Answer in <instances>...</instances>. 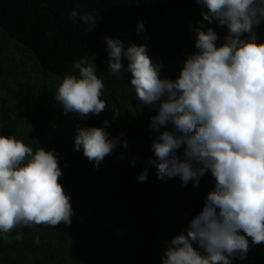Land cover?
Returning <instances> with one entry per match:
<instances>
[{"label": "trees", "instance_id": "16d2710c", "mask_svg": "<svg viewBox=\"0 0 264 264\" xmlns=\"http://www.w3.org/2000/svg\"><path fill=\"white\" fill-rule=\"evenodd\" d=\"M73 11L80 15L72 17ZM84 15L95 23H84ZM138 21L146 29L140 34ZM201 23L218 33V45L223 42L226 29L207 25L193 0H0V135L57 153L59 182L73 209L70 225L0 233V264H162L166 247L202 210L215 179L209 172L198 187H184L179 177L158 179L150 166L148 180L138 181L154 158L149 122L156 110L136 98L130 74L107 70L104 37L119 38L125 47L147 43L153 63L163 64L161 76L174 79L195 51L190 25ZM255 31L264 42V23ZM81 58L97 65L105 85L107 108L99 116L65 115L55 99ZM104 120L112 137L124 133L129 148H118L97 168L74 149V138L78 128L101 127ZM121 154L124 159L117 158ZM248 239L247 258L237 254L232 264H264V243Z\"/></svg>", "mask_w": 264, "mask_h": 264}, {"label": "clouds", "instance_id": "9594fccd", "mask_svg": "<svg viewBox=\"0 0 264 264\" xmlns=\"http://www.w3.org/2000/svg\"><path fill=\"white\" fill-rule=\"evenodd\" d=\"M193 2L207 25L226 29L222 43L217 44L213 27L190 25L195 51L172 79L161 76L163 64L153 63L147 43L125 47L121 39L105 36L107 70L130 74L136 98L156 110L149 122L154 158L145 162L138 181L148 180L150 166L158 179L179 177L184 187L189 182L198 187L209 172L215 179L202 210L166 247L162 264H232L237 254L247 258L248 238L253 245L264 243V42L255 31L264 23V0ZM80 19L95 23L89 15ZM145 30L138 21L137 34ZM72 68L57 88L56 101L65 115L99 116L107 104L97 65L81 58ZM108 126L104 120L101 127L78 128L74 138V149H82L97 168L118 148H129L120 138L124 133L112 137ZM62 175L54 150L34 151L0 135V233L34 224L70 225L73 209L59 182Z\"/></svg>", "mask_w": 264, "mask_h": 264}]
</instances>
